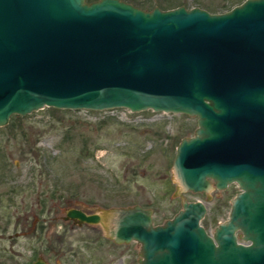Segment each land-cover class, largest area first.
Wrapping results in <instances>:
<instances>
[{"label": "water", "instance_id": "95a60500", "mask_svg": "<svg viewBox=\"0 0 264 264\" xmlns=\"http://www.w3.org/2000/svg\"><path fill=\"white\" fill-rule=\"evenodd\" d=\"M45 107L198 115V134L213 135L176 145L171 177L181 208L172 218L154 224L139 204L92 214L72 207L63 218L99 223L116 244L137 242L138 264H264V168L248 163L262 161L264 146L240 140L264 129V0L221 13L124 0H0V126ZM232 129L233 146L218 141ZM229 150L226 169L219 160ZM211 180H236L244 190L213 235L200 224L206 205L181 195L209 193ZM236 227L250 243L236 242Z\"/></svg>", "mask_w": 264, "mask_h": 264}, {"label": "rangeland", "instance_id": "374dc122", "mask_svg": "<svg viewBox=\"0 0 264 264\" xmlns=\"http://www.w3.org/2000/svg\"><path fill=\"white\" fill-rule=\"evenodd\" d=\"M124 1L145 10L184 5L221 13L244 0ZM193 123L186 114L123 108L12 115L0 126V264H138L140 244L113 243L99 226L64 220L65 210L139 204L153 210L155 224L173 217L181 198L171 166ZM205 202L213 217L215 199Z\"/></svg>", "mask_w": 264, "mask_h": 264}, {"label": "flooded vegetation", "instance_id": "af4514ba", "mask_svg": "<svg viewBox=\"0 0 264 264\" xmlns=\"http://www.w3.org/2000/svg\"><path fill=\"white\" fill-rule=\"evenodd\" d=\"M186 115L189 118L194 119V123H193L194 125L190 127L188 134H186L184 137H182L181 140L184 138L189 139V138L197 137L199 135L197 131L199 129H201L200 125L198 124V115L197 116H193V115H189V114H186ZM236 132H237V130H235V129L230 130V132L228 130L223 131V132L219 131V135H221V138L218 141L225 143L227 145L233 146L235 144V142H237V140L235 138ZM211 135H213V131H211L209 133L208 132L207 133H204V132L200 133L199 136L202 138H208ZM260 135H262V136L260 137ZM240 140H242L248 144H260V145L264 146V129L261 131L260 130H257V131L247 130L243 133V136L240 138ZM223 157L224 158L221 159V161L219 160L220 166L223 168H226V169H230L232 163L234 164L233 154L231 153V150H229L227 153H224ZM248 163H254L258 168H264V157H263L262 161L252 160V162H251L250 160H248ZM211 184H212L211 185L212 190L209 193L194 192L192 190L184 191V195L189 196V199H187L185 197L184 198L190 202L201 201L207 206L205 201L209 200L210 198L215 199L216 203H215V208L213 211L214 212L213 217H210V218L207 217L208 207L205 206L206 207V213L204 214V216H202V219L200 221V224L202 225V227L206 230V232L209 235H213L215 233L216 229L219 228L221 224H224V222L229 220L230 215L233 212V209L235 207V201H236L237 196H238L237 194L242 193L244 191L240 187L239 183L236 180H230L227 184H225L224 187H218L216 180H211ZM175 189H177V183L176 182H175ZM198 196L202 197V199ZM73 208L81 209L77 206H75ZM81 210L84 211L85 213H88V214L97 213V211H92L89 209L88 210L81 209ZM152 214H153V210H152ZM27 219H28L27 214H25V216H22L21 224L23 226L26 225ZM206 219H208V220H206ZM70 221L72 222V224H74L76 226L88 225V226H91L92 228H94V230H96V231H98V230L102 231V228L99 225V223L98 224H87V223L79 224L77 220H70ZM203 222H205L206 225ZM98 226H99V229H98ZM234 237L236 238V242H238L239 244H245L246 245V244L250 243L249 241L244 240V234L239 227L234 228ZM9 238H10V236H9ZM139 253H140V248H139ZM137 262H138V260H137Z\"/></svg>", "mask_w": 264, "mask_h": 264}, {"label": "trees", "instance_id": "16d2710c", "mask_svg": "<svg viewBox=\"0 0 264 264\" xmlns=\"http://www.w3.org/2000/svg\"><path fill=\"white\" fill-rule=\"evenodd\" d=\"M87 1H94V0H87ZM148 2H149V1H146V2H140L139 4H140V6H141V5H145L146 3L148 4ZM148 5H149V6H148L149 8H150V7H151V8L154 7V6L150 5V4H148ZM175 6H176V4H175ZM172 7H174V6H172ZM168 8H171V7H168ZM230 8H232V6L229 7L228 9H230Z\"/></svg>", "mask_w": 264, "mask_h": 264}]
</instances>
